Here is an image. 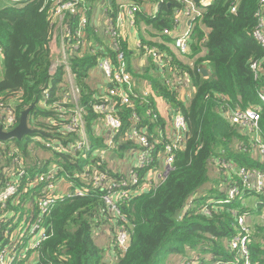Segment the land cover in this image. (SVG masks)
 Segmentation results:
<instances>
[{
	"label": "trees",
	"instance_id": "trees-1",
	"mask_svg": "<svg viewBox=\"0 0 264 264\" xmlns=\"http://www.w3.org/2000/svg\"><path fill=\"white\" fill-rule=\"evenodd\" d=\"M96 1L88 3L94 7ZM132 1L142 5L145 2ZM147 1L152 8L157 6L156 13L145 6L136 13V40H140L142 47L156 48L168 65L159 68L150 60V67L158 72V77L151 76L150 71L142 76L148 85L144 89L150 93L148 97L142 96L143 103L135 102L131 96L133 106L122 105L117 97L110 96L108 86L94 87L90 83L100 58H116V52L97 28L88 26L84 30L82 41L86 51L69 50V67L79 91L89 139L88 148L75 151L79 136L67 130L75 110L66 95L67 72L61 66L52 73L51 41L55 35L52 18L57 0L18 3L0 0L3 4H0V130L13 131L21 115L31 109L28 127L35 131L22 141L16 138L0 141V156H6V164L0 167V192L8 185L17 188L14 197L0 202V253L22 234L25 219L45 227V239L35 249L23 253L20 244L25 256L18 255L14 264H165L170 256L189 262L194 252L228 264H244L247 259L250 264H264V192L246 191L242 199L229 200L227 190L222 191L221 187L230 183L242 187L240 179L233 172L228 176L218 168L219 182L211 174L213 164L224 162L264 174V165L254 156L252 135L229 119L233 112L261 104L264 48L254 37L259 26L260 0H212L192 22V40L189 53L183 55L185 60L171 49L174 39L162 34L175 27L176 11L184 9V5L176 0ZM192 2L199 4L200 0ZM68 21L75 41L79 18L67 15L65 23ZM144 28L149 31L144 32L147 37L155 35L161 42L142 39ZM129 37L125 30L118 39L126 60L131 54ZM136 40L133 50L142 55ZM190 62L194 65L190 66ZM253 64L257 65V71L252 69ZM204 65L209 68L208 76L201 73ZM181 77L194 88L190 98L185 96L188 90L182 89L186 83L179 84ZM137 84L134 77L132 90L141 94L142 88ZM155 94L169 106L168 118L161 115ZM102 96L110 99L122 122L121 130L112 137L114 147L107 159L93 156L95 151L108 150V133L99 126L101 116L94 110ZM149 108L153 110L150 115ZM173 113L184 116L188 138L184 148L176 153L172 170L163 179L153 181L148 192L135 195L134 187L126 188L132 195L118 199L119 213H114L104 197L111 190H122L120 184L128 178L120 169L112 168L111 163L126 162L132 158L131 154L146 149L139 140L129 138L135 128L138 133L145 132L158 158L169 143ZM10 114L14 124L6 127ZM134 114L138 122L134 121ZM259 135L264 144V107ZM150 166L159 169V161L142 168L140 177ZM97 173L108 179L95 185ZM213 182V188L206 190ZM51 183L59 184L58 191L67 190L70 184V191L84 189L87 193L72 194V198L57 201L44 213L38 202ZM249 197L257 200L249 202ZM240 218L249 220L248 257L229 248V241L242 233ZM105 226H110L115 237L118 230H124L128 236L123 254L119 247H110L113 263L108 262L104 250L94 240L96 231ZM33 256L36 258L31 262Z\"/></svg>",
	"mask_w": 264,
	"mask_h": 264
},
{
	"label": "built area",
	"instance_id": "built-area-1",
	"mask_svg": "<svg viewBox=\"0 0 264 264\" xmlns=\"http://www.w3.org/2000/svg\"><path fill=\"white\" fill-rule=\"evenodd\" d=\"M9 1L12 3H18L25 0ZM144 1L145 2L142 5L132 0H97L94 7H92V5H89L88 0H57V6L53 13L52 24L54 30L56 27L59 31H55L52 41H54L55 44L59 41L60 46L57 51L54 49L52 57L54 59V55L57 53V59H61V62H59L56 66V61H54L52 73H55L59 67L64 66L66 71L71 75L68 61L69 50H83L86 47L84 41H82L85 37L84 30L88 26H93L106 37L110 48L116 52L115 60L109 56L100 58L96 67V69L103 74L106 83L108 84L110 96L117 97L120 103L126 106H133L131 96L135 99V102L141 100V103H143L144 100L142 99V96L148 97L150 93L144 88L141 89V94L133 92L132 86L134 77L129 71L130 68L128 62L125 54L121 51L118 39L120 35L122 36L125 32L126 28L130 30V28L135 26L136 13L142 10V6H145L146 9H151L150 11L153 10L155 15V9L157 6L152 8L151 4L147 0ZM176 1L181 2L184 5V9L176 11L175 27L172 30H164L162 34L171 36L174 39L171 44V49L173 51L186 54L189 53V46L192 40V25H189V23L199 17L212 0H200L199 4H195L192 0ZM232 11L235 12L236 10L233 9ZM67 15L79 18V28L75 31L77 35L75 41L72 37L69 21L65 23ZM257 16L259 18V26L254 33V37L264 48V0H260V9ZM139 41L140 40H138V42ZM136 46L142 52V57L144 59L152 60L159 68H164L166 66L167 63L163 60V54L159 53L156 48H150L147 46L142 47L141 42L139 44L136 43ZM84 51H86V49L82 52ZM252 69L257 71V65L253 64ZM178 81L180 85L186 83L184 77H181V79L178 78ZM186 81L190 80L186 78ZM168 84L171 85V82L169 81ZM72 87L74 88L75 86ZM74 90L76 92L77 99H73L74 97H72V95H68V93H66V95L70 98L69 103L74 104L75 106V110L69 118L67 130L70 133H76L79 136V141L74 145V149L75 151H82L84 148L89 147V139L85 130L84 110L79 104V91L76 87ZM99 100L100 102L96 104L94 110L101 116V123L99 126L108 133V150L104 149L95 151L93 156L107 159L109 153H111L114 147L112 137H114L121 130L122 122L116 115L114 105L110 103V99L108 97L102 96ZM260 100V105L251 107L245 111L233 112L229 116V119L232 124L242 127L248 134L252 135V139L254 141V156L259 158L261 163L264 165V144L262 143L259 135L261 110L262 107H264V92L260 94ZM147 113L150 115L153 113V110L149 108L147 109ZM154 117L157 118L156 115H154ZM133 119L136 122L139 120L136 114L133 115ZM13 124L14 119L10 114L6 121V127H12ZM170 131L171 132H169L168 137L169 143L165 145L163 153L159 154L158 158H156L145 132L141 131L138 133L136 128L132 129L129 138L137 139V141L139 140V144L146 149L131 154L132 158L127 159V163L129 164L127 172L128 179L120 184V188L123 189L118 191L111 190L105 195V203L114 213H119L116 201L120 198H128L132 195V192H128L126 188L134 187L135 189H132H134L133 192L135 195L148 192L153 187V181H156L157 178L163 179V177H166L172 170L175 155L180 149L184 148L188 138V125L181 113L172 114V128ZM158 161L159 169L158 166H150L144 177H140L139 171L142 168L155 162L158 163ZM216 167L218 169H222L228 176L229 173L233 172L241 181L242 187L232 183L227 186V196L229 200L239 198L242 199V196L246 191H253V193L264 192V174L261 171L250 172L245 169H238L232 163L227 162L217 163ZM105 179H108L105 174L97 173L94 177L95 185L103 183ZM142 181H144L143 184ZM111 185L112 183H110V186ZM69 188L70 184L67 190L58 191V183L49 184L48 188L45 190L44 198L40 199L38 202L40 210L44 213L49 212L50 208L53 207L57 201H61L65 198H72V194L84 196L87 193L84 189H79L78 191L73 192L70 191ZM16 194L17 188L13 185H8L0 192V202L4 203ZM239 222L242 227V233L229 241V248L233 252L240 253L248 257L250 230L246 225L247 223L245 218H240ZM24 223L21 224V226L24 227L22 234H20L22 229H19L18 234H20V236L17 237V240H13V244L5 247L0 253V264H14L15 258L22 253L20 244L23 245L22 249L23 253H25L29 250L31 251L35 249L38 244L45 239V227L40 224L33 225L31 222L26 221V219ZM117 237L119 239L120 246L123 247V249L126 248L121 251L125 252L128 247L127 232L120 230ZM191 258L192 260L189 262L183 260L184 262L182 264H228L220 260H215L211 255H198L197 257L193 256ZM244 264H250V261L247 259Z\"/></svg>",
	"mask_w": 264,
	"mask_h": 264
},
{
	"label": "crops",
	"instance_id": "crops-1",
	"mask_svg": "<svg viewBox=\"0 0 264 264\" xmlns=\"http://www.w3.org/2000/svg\"><path fill=\"white\" fill-rule=\"evenodd\" d=\"M146 30H148V28H146ZM146 30H145V32H146ZM126 32L130 36L129 37L130 38L129 53H131V54L129 56H127V61H128L130 70L133 72V74L132 73L131 74L134 75L133 77H135V79L138 80V84H137L138 87L148 88V85L145 84L146 82H145V80H144V78L142 76H147L148 75V71H150L149 74L151 76L157 78L158 77V72L153 71L151 69L152 67H150V64H151L150 60L144 59L142 57V55H138L137 52L135 50H133L135 48V40L137 39L136 37H138L137 31L134 30V27L130 28V30L128 28H126ZM147 32H149V31H147ZM141 36H142V39L147 40V41H151V42H154V43H156L158 41L161 42V40L158 37H156L155 35H151V36L146 37V35H145V33L143 31L141 33ZM59 46H60V42L59 41L56 44L54 43V41H52L51 42L52 52L54 51V49L57 51L58 48H59ZM202 55H205V52ZM183 60H185V59H183ZM189 65L190 66H193L194 64H193V62H190ZM201 68H207V70L209 72V68L206 65L202 66ZM65 81L68 84V86L69 85L71 87L74 86V78L68 72H67V75L65 76ZM89 81H90V83L92 85H94V87H98L99 85H103V84H105L106 87L108 86V84L106 83V80H105L103 74L99 70H97V69H95L93 71L92 76L89 79ZM70 86H69V88H71ZM183 88H184V90H188L187 91V94H185V96L187 98H190L193 95V92H194V88L192 87V85L190 83H188V84L186 83L182 87V89ZM181 90H180V95L183 94V91H181ZM152 91H153V88H152ZM185 96L184 95L182 96V98L184 100L187 99ZM155 100H156L157 105H159V108L158 109H159L161 115L163 117L168 118L169 115H170L169 112H171L169 106L166 103H164L163 100H161L160 98H158V95H156V94H155ZM171 128L172 127L170 126V128L168 129V133L171 130ZM166 131H167V129H166ZM126 162L120 161V160H116V161H114V162L111 163V166H112V168L120 169L121 172L127 174V172H128V165L126 164ZM211 171L212 172L214 171V172L218 173V175H219V172L217 170V167L214 164L212 165ZM219 180L220 179H217L218 182H219ZM63 187L66 189V185H63ZM110 249H112V248H110ZM110 249L107 252L106 258L109 259V261H108L109 263H113L115 261L114 258H112V257L110 258V256H111L110 254H112L113 250L111 251ZM171 257H176V256H170L169 258H171ZM34 260H31V261L33 262Z\"/></svg>",
	"mask_w": 264,
	"mask_h": 264
},
{
	"label": "rangeland",
	"instance_id": "rangeland-1",
	"mask_svg": "<svg viewBox=\"0 0 264 264\" xmlns=\"http://www.w3.org/2000/svg\"><path fill=\"white\" fill-rule=\"evenodd\" d=\"M1 5H3L2 4V2L0 3ZM145 30H146V28H144L142 31L143 32H145ZM55 31L56 32H58L59 31V29H57L56 27H55ZM147 32V31H146ZM155 32V31H154ZM155 33H157V32H155ZM147 37V36H146ZM136 43H140V41L138 42V40H136ZM177 53V55L180 57V58H182V59H184V54H182L181 52H176ZM56 54L57 53H55V55H54V61H56L55 62V65L57 66V64L59 63V62H61V59H57V56H56ZM202 55V54H201ZM199 57H196L195 59H198ZM57 60H58V62H57ZM57 68V67H56ZM70 86V85H69ZM71 87V86H70ZM75 88V87H74ZM74 88L73 87H71V88H69L68 89V95H72V97H74L73 99H77V95H76V92H75V90H74ZM38 153H42L41 151H39ZM43 154V153H42ZM4 164H6V156H4V155H2L1 154V156H0V167H1V165H4ZM126 164L128 165V169H129V164L126 162ZM212 174V178H219V175H218V173H216V172H212L211 173ZM215 184V182H213V183H209V185L208 186H206V190H210L211 188H213V185ZM214 188H219V187H214ZM221 189H222V191H226L227 190V186H222L221 187ZM249 199V202H252V201H256L257 200V197H249L248 198ZM247 221H249V220H247ZM246 221V222H247ZM117 234L118 233H120V230H118L117 232H116ZM94 240H95V242H96V244H97V246L99 247V248H101V249H103L104 250V255L106 256L107 255V252H108V250L110 249V247L111 246H113L114 248L115 247H119V249H120V251L121 250H125L126 248H124L123 249V247H121L120 246V242H119V239H118V237H117V235H116V237H115V235H114V233H112L111 232V228H110V226H105L104 228H99L97 231H96V233H95V235H94ZM117 245H119V246H117ZM111 250V249H110ZM116 252H117V250H116ZM124 252H122V254H123ZM188 253H189V251H188ZM199 252H194V253H191L190 255H191V257H193V256H195V257H197L199 254H198ZM36 258V256H33L32 257V259L31 260H33V259H35ZM183 260H185V259H183L182 257H179V256H176V257H171V258H168V260L166 261V263L165 264H182L183 263ZM32 262V261H31Z\"/></svg>",
	"mask_w": 264,
	"mask_h": 264
},
{
	"label": "water",
	"instance_id": "water-1",
	"mask_svg": "<svg viewBox=\"0 0 264 264\" xmlns=\"http://www.w3.org/2000/svg\"><path fill=\"white\" fill-rule=\"evenodd\" d=\"M189 25H192V21H190ZM201 73L203 76L209 75L207 68H201ZM30 112L31 109H28L21 115L20 123L13 131L5 133L0 130V141L4 142L14 138L22 141L25 136L33 134L35 131L28 127V117Z\"/></svg>",
	"mask_w": 264,
	"mask_h": 264
}]
</instances>
